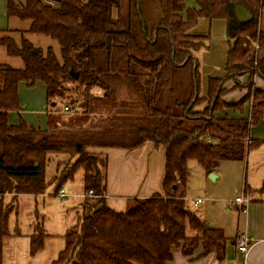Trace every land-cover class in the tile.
<instances>
[{"label": "trees", "instance_id": "obj_1", "mask_svg": "<svg viewBox=\"0 0 264 264\" xmlns=\"http://www.w3.org/2000/svg\"><path fill=\"white\" fill-rule=\"evenodd\" d=\"M194 1L196 8L183 15L185 0H7L8 17L29 21L27 33L52 39L59 51L23 36L17 44L0 32V47L23 64L0 65V253L16 197L43 194L51 156L65 155L57 163L54 193L81 170L83 198L76 224L50 264H166L174 247L185 257L200 248L201 256L222 260L224 233L186 208L187 163L195 161L208 175L217 162L242 161L251 146L245 144L249 128L264 113V89H251L253 77L264 80V0ZM235 3L248 9L251 20L232 36L224 76L208 78L202 95L194 53L208 36L191 31L200 20L226 19ZM244 75L247 95L226 104L224 84L240 88L237 79ZM21 82L45 86L46 129L21 118L8 123L9 113L21 111ZM247 104L246 117L224 113H243ZM147 142L163 149L162 195L131 199L117 213L105 202L106 158L93 150L130 152ZM6 193L13 194L8 204ZM44 238L29 237L31 256Z\"/></svg>", "mask_w": 264, "mask_h": 264}, {"label": "crops", "instance_id": "obj_2", "mask_svg": "<svg viewBox=\"0 0 264 264\" xmlns=\"http://www.w3.org/2000/svg\"><path fill=\"white\" fill-rule=\"evenodd\" d=\"M12 1L16 4L25 2V0ZM40 1L46 2L47 0ZM250 20L251 14L248 9L242 4L235 3L230 6L229 15L226 19L206 21L208 32H201V34L199 32V35L209 36L205 40L208 41V44L200 48L196 55V52L194 53L201 73L200 93L202 95L206 92L208 78L224 76L227 52L233 43L232 36L237 29L249 23ZM263 22L264 17L262 19L264 29ZM22 23L24 21L7 16V0H0V32L7 34L12 30L20 35L19 39L23 36L29 41L25 37L27 31L20 30ZM195 35L198 34L195 33ZM4 55L5 59L16 58L8 56L6 52ZM248 80V75L239 77L237 81L241 85L240 88H234V83L227 81L224 84L227 92L222 100L226 104L239 102L247 95L248 90L242 86ZM36 88L38 91H35ZM251 89H264V80L253 77ZM45 93V86L40 82H36L33 86H28L23 82L19 83L18 95L21 111L9 113L8 123L17 125L19 118H21L35 128L46 129ZM224 113L228 117L240 119L248 116L249 105L244 107L243 113H234L231 109L224 110ZM247 140L251 142H245V144L251 146L242 161L217 162L212 173H210L211 178L203 172L204 178L201 180L203 191L216 198L221 213L226 212L228 217L231 216L229 222L222 219L215 220L214 217H210L206 210H202L198 214L210 227L219 229L224 233L227 241L222 260L218 261L213 254L201 256L200 248L194 251L192 257H185L182 255L180 247H174L171 250L172 259L166 264H234L235 260L241 264H264V191L259 192L264 182V113L259 122L249 128ZM93 152L102 153L106 158L105 202L113 211L125 212L128 201L131 199H147L162 195L161 180L164 169V153L161 147H154L152 143L147 142L141 148L130 152L119 149H96ZM200 169L202 170L201 167ZM242 176L243 181L241 180ZM212 183H214L213 186H210ZM229 189H232V192L230 195H226V190L229 193ZM241 195L248 201L242 208L235 201ZM6 196L13 199V194L6 193ZM213 198L209 196L196 197L190 200L189 205L195 209L205 202L213 203ZM197 199H200L201 203L197 207H193L192 204ZM186 201L188 200L185 198ZM216 203H213L211 208H214ZM237 235H245L251 239L246 258L236 255L234 241Z\"/></svg>", "mask_w": 264, "mask_h": 264}, {"label": "rangeland", "instance_id": "obj_3", "mask_svg": "<svg viewBox=\"0 0 264 264\" xmlns=\"http://www.w3.org/2000/svg\"><path fill=\"white\" fill-rule=\"evenodd\" d=\"M196 8L194 0H185V10ZM147 13L149 15H155L154 9L147 6ZM116 12L113 11V16ZM20 22V21H18ZM30 25L29 21H24L20 25L21 31H27ZM264 25V22H263ZM208 23L205 20H200L196 26L193 34L199 32H208ZM191 31V33H192ZM8 37H12L18 44L20 42V35L10 30V33L4 34ZM25 36L30 43L43 50L48 47H52L57 53L59 51L58 44L52 39L36 34H26ZM22 36V35H21ZM209 37V36H208ZM208 41H205L203 45H207ZM5 51L0 47V65L9 66L14 69H21L23 64L19 58L5 59ZM197 52L195 53V55ZM38 91V88L35 89ZM67 105V104H66ZM67 156L57 155L51 156V161L46 167V180L47 187L41 195H19L13 202V210L8 214V231L9 236L3 239L2 248L0 253L1 264H50L57 258L59 252H61L65 246L63 235L65 232L76 224L77 216L81 211L80 203L83 198V172L78 170L71 180H68L63 184L61 189L63 190L65 197L60 199L54 193L55 181H53L58 169L57 163L63 162ZM200 167L195 161H189L186 189V208L194 211L197 215L201 211H207L210 217H214L215 220H228L230 222L231 216L228 217L227 213H221V209H218L219 204L216 203V198L212 194H207L203 191L201 186V180L204 178L203 171H200ZM198 171V172H197ZM210 174L207 175V177ZM243 181V176L241 178ZM214 183H212L213 186ZM232 189H229V193L226 190V195H230ZM212 195V196H211ZM212 197L213 203H216L215 207L211 208L213 203L205 202L198 208L192 209L189 205L190 200L196 197ZM12 201V197H4L6 204ZM42 233L45 235L43 240V247L35 255L29 254L30 242L29 237L31 235H38ZM187 234H192L187 229Z\"/></svg>", "mask_w": 264, "mask_h": 264}, {"label": "built area", "instance_id": "obj_4", "mask_svg": "<svg viewBox=\"0 0 264 264\" xmlns=\"http://www.w3.org/2000/svg\"><path fill=\"white\" fill-rule=\"evenodd\" d=\"M70 111H71V107L70 106H65L64 107V112H70ZM90 194H91V192L88 193V195H90ZM57 196L60 199H63L65 197V194H64L63 190H60L58 192ZM235 201L240 204L241 208H242V206L244 204L248 203V201L245 200L242 195L240 197H237L235 199ZM200 203H201V200L197 199L195 202H193L192 206L193 207H197ZM250 243H251V239L248 238L247 236H245V235H237V237H236V239L234 241L236 255H240V256L246 258ZM223 264H227V263H223ZM234 264H241V263H239L238 261L235 260Z\"/></svg>", "mask_w": 264, "mask_h": 264}, {"label": "water", "instance_id": "obj_5", "mask_svg": "<svg viewBox=\"0 0 264 264\" xmlns=\"http://www.w3.org/2000/svg\"><path fill=\"white\" fill-rule=\"evenodd\" d=\"M73 76L76 78V74H73ZM209 178H211V174L209 175Z\"/></svg>", "mask_w": 264, "mask_h": 264}]
</instances>
